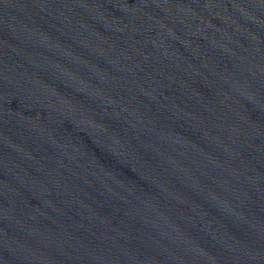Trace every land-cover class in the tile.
Returning a JSON list of instances; mask_svg holds the SVG:
<instances>
[{
	"label": "water",
	"instance_id": "95a60500",
	"mask_svg": "<svg viewBox=\"0 0 264 264\" xmlns=\"http://www.w3.org/2000/svg\"><path fill=\"white\" fill-rule=\"evenodd\" d=\"M0 264H264V0H0Z\"/></svg>",
	"mask_w": 264,
	"mask_h": 264
}]
</instances>
